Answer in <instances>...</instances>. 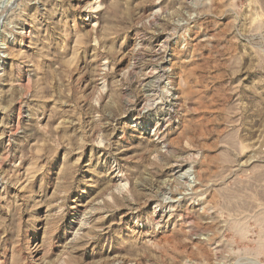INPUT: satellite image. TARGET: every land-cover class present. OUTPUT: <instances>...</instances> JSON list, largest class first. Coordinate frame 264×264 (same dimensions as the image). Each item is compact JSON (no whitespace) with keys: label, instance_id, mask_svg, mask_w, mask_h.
Instances as JSON below:
<instances>
[{"label":"rangeland","instance_id":"1","mask_svg":"<svg viewBox=\"0 0 264 264\" xmlns=\"http://www.w3.org/2000/svg\"><path fill=\"white\" fill-rule=\"evenodd\" d=\"M0 264H264V0H0Z\"/></svg>","mask_w":264,"mask_h":264}]
</instances>
